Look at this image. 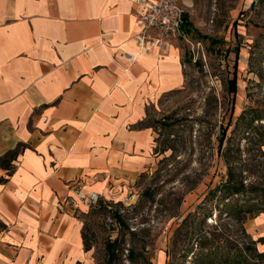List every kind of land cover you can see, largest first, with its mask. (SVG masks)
Masks as SVG:
<instances>
[{
    "label": "crops",
    "instance_id": "0c3cea01",
    "mask_svg": "<svg viewBox=\"0 0 264 264\" xmlns=\"http://www.w3.org/2000/svg\"><path fill=\"white\" fill-rule=\"evenodd\" d=\"M140 13L136 0H0V158L16 155L0 167V264H96L83 197L120 196L155 165L144 123L186 67L182 40L140 51ZM249 227L264 249V213Z\"/></svg>",
    "mask_w": 264,
    "mask_h": 264
},
{
    "label": "rangeland",
    "instance_id": "374dc122",
    "mask_svg": "<svg viewBox=\"0 0 264 264\" xmlns=\"http://www.w3.org/2000/svg\"><path fill=\"white\" fill-rule=\"evenodd\" d=\"M189 5L186 85L144 123L155 130V165L120 196L96 206L84 200L78 214L96 264H264L249 229L264 213V120L254 119L264 116V0ZM230 178L245 190L229 195ZM109 242L117 255L110 263Z\"/></svg>",
    "mask_w": 264,
    "mask_h": 264
},
{
    "label": "built area",
    "instance_id": "2783aa9c",
    "mask_svg": "<svg viewBox=\"0 0 264 264\" xmlns=\"http://www.w3.org/2000/svg\"><path fill=\"white\" fill-rule=\"evenodd\" d=\"M136 4L141 8L137 18V27L140 30L135 36L140 51L150 53L156 48L166 51L173 41L188 40L183 0H136ZM125 58L131 62L136 60L131 54H126ZM83 200L96 206L103 200V195L91 192Z\"/></svg>",
    "mask_w": 264,
    "mask_h": 264
},
{
    "label": "trees",
    "instance_id": "16d2710c",
    "mask_svg": "<svg viewBox=\"0 0 264 264\" xmlns=\"http://www.w3.org/2000/svg\"><path fill=\"white\" fill-rule=\"evenodd\" d=\"M184 19H185V30H186V32L188 34H190L191 33V23L189 21L188 14L185 13ZM203 38L209 39V38H207V36H204ZM210 42L213 43V44L219 43L217 40H214V39H210ZM235 53H236L237 60H238V56H239V49L238 48L236 49ZM234 68H235L234 77L231 80H229V88L228 89H229V93L231 95H233L234 98H235L236 95H237V64H236V66H234ZM244 114L245 113L241 114L239 117L242 118ZM254 119L255 120H259V119L260 120H264V116L261 117V115L257 114V118H254ZM231 122L232 121L230 120V122H229V124L227 126V130L231 126ZM221 142H223L222 139H221ZM261 146H263V148H264V143ZM15 158H16L15 153H10V154H7L6 156L0 158V167H6V169L8 171L12 172L13 168L10 165H11V162L13 161V159H15ZM4 180H5L4 178H0V182H3ZM226 187H227V193L229 195L230 194H239V193H241V192H243L245 190L244 184L242 182H235L233 180V178L229 179V181L226 184ZM253 189H255V188L253 187ZM102 201L103 200H101L99 204H101ZM262 212H264V211H262ZM112 216L120 225H123V226L125 225V223L122 220V218H121L119 213L113 212ZM5 227H6L5 225L0 223V230L4 229ZM82 238H83V241H84L85 250L86 251H90L92 249V247L89 244L88 238H87V236H86L84 231H82ZM261 241H263V239L259 240V242H261ZM106 251H107V254H108V257H109V260H108L109 263L113 262L115 260V258L117 257V255H116V242H109L106 245ZM260 256L263 257L264 254H260Z\"/></svg>",
    "mask_w": 264,
    "mask_h": 264
},
{
    "label": "bare ground",
    "instance_id": "6f19581e",
    "mask_svg": "<svg viewBox=\"0 0 264 264\" xmlns=\"http://www.w3.org/2000/svg\"><path fill=\"white\" fill-rule=\"evenodd\" d=\"M138 30H140V29H138ZM172 47H173V45H172V44H170V46H169V49H168V50L170 51V50L172 49ZM154 50H155V52H159V49H157V48H156V49H154ZM154 50H153V51H154Z\"/></svg>",
    "mask_w": 264,
    "mask_h": 264
}]
</instances>
